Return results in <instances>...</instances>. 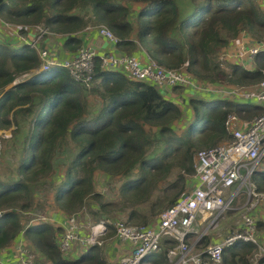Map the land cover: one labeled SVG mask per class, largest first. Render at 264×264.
Segmentation results:
<instances>
[{"label": "trees", "instance_id": "1", "mask_svg": "<svg viewBox=\"0 0 264 264\" xmlns=\"http://www.w3.org/2000/svg\"><path fill=\"white\" fill-rule=\"evenodd\" d=\"M134 1L140 2L135 9L131 6ZM193 2L194 9L182 19L177 0H0V16L18 26L22 34L29 26L42 23L64 34V45L70 50L81 46L79 34L90 23H103L118 36L120 49L134 52L141 43L152 58L166 66L177 67L189 60V70L205 80L219 82L223 76L238 84L261 80L264 51L256 57L257 68L253 70L233 64L227 72L217 59L219 50L242 29L254 37H264L260 4L254 0ZM41 60L27 43L0 42V127L10 128L15 123L17 109L33 116L18 166L19 177L0 179V210H4L0 249L23 231L50 264H107V259L97 244L79 257L67 258L58 243L61 227L40 219L24 222L20 210L32 207L36 192L31 180L51 177L66 167L58 180L55 200L68 216L83 207L89 196L98 194L95 177L99 170L107 176L126 178L121 196L135 203L148 200L153 183L179 167L183 172L170 184L178 190L168 199L167 208L177 201L189 176L195 173L196 149L231 138L225 123L228 114L234 111L250 119L264 110L258 104L224 97L193 96L189 99L193 117L180 134L175 126L183 109L175 97L168 98L155 84L130 79L118 69H103L97 60V86L89 89L62 65L32 72ZM182 89L175 86L172 93ZM87 91L103 101L91 117L87 115ZM159 142L164 143L162 151L149 155L148 147ZM253 180L257 191L263 192L264 168L256 170ZM159 208L153 214L163 207ZM138 214L132 209L129 221ZM147 222L149 219L144 220ZM258 223L264 226V221ZM208 241L209 236L204 239ZM256 248L254 242L239 240L226 247L223 264H252L250 255ZM151 255L155 262L165 259V252ZM157 255L160 258H155ZM259 261L264 264V255Z\"/></svg>", "mask_w": 264, "mask_h": 264}, {"label": "built area", "instance_id": "2", "mask_svg": "<svg viewBox=\"0 0 264 264\" xmlns=\"http://www.w3.org/2000/svg\"><path fill=\"white\" fill-rule=\"evenodd\" d=\"M254 1L264 10V0ZM11 25L17 29L21 43H27L35 48L42 59L41 65L32 72L53 65H62L69 69L76 80L91 87L95 83V69L99 60L101 68L118 69L130 79L153 83L170 98L174 95L172 88L179 86L189 89L192 93L200 91L202 96L207 92V95L216 98L249 102L264 108V66L261 67L263 74L261 80L251 85L223 84L205 80L189 70V60L180 66L169 67L152 58L146 48V57L120 49L117 46L118 36L105 25L99 26V31L109 40L110 49L100 53L93 45L85 44L70 56L60 58L52 54L50 47H39L40 40L50 33L49 27L42 24L29 26L27 33L34 31V37L29 38L27 33L19 32L18 26L13 23ZM263 51L264 37H254L246 29H242L219 50L218 59L221 65L231 64L232 67L233 64H239L253 70L257 68L256 57ZM225 123L231 138L196 152L195 181L191 189L160 212L153 223L103 221L94 225L89 235H82L75 216H66L64 230L58 239L61 249L69 250L75 239L95 242V236L104 235L111 225L116 228L118 237L130 244V250L109 264H143L150 254L160 250L165 241L171 243L167 252L171 264H221L226 247L239 240L261 245L263 232L259 230L257 216L251 212L244 214L237 229L207 243L204 242L208 236V228L231 209L232 203L241 191L249 190V199L253 194L254 198L258 196L257 201H264V192L256 190V183L253 180L254 173L261 168L264 159V110L250 119L232 111ZM3 213L4 210H0V217ZM20 236L23 239V231ZM98 242L100 241L97 238L96 243ZM5 248L7 246L0 249V254ZM19 248L17 264H40L35 254L30 253L23 244H20ZM261 249L264 254V243ZM0 261L3 264H10L1 257Z\"/></svg>", "mask_w": 264, "mask_h": 264}, {"label": "rangeland", "instance_id": "3", "mask_svg": "<svg viewBox=\"0 0 264 264\" xmlns=\"http://www.w3.org/2000/svg\"><path fill=\"white\" fill-rule=\"evenodd\" d=\"M177 1L180 6L181 19L194 9L195 4L193 0H177ZM139 5L140 2L138 1L136 2L134 1L131 4V6L134 9L137 8L136 6ZM89 25H94L99 27L105 24L90 23ZM49 31L51 32L53 30L49 28ZM221 67L227 72L231 71V64H222ZM219 83L234 84L229 81V76L226 77L223 76V78L219 81ZM247 85H251V84H247ZM93 86H97V83H94ZM88 88L91 89L92 86ZM187 90L188 89H184L183 92L185 93L184 98H186V102L185 101L184 102L188 107L181 104V108L183 109V116L180 120H177L175 126L176 131L180 134H182L185 131L186 127L188 126V124L190 123L193 117V107L191 104H189L190 103L189 99L193 96L203 97L208 99L216 98L212 95L211 96L207 95L208 94L207 92H205L206 95L202 96L201 94L202 92L200 93V91H198L199 93L195 92L193 93V95H190L189 92H187ZM177 92H178L177 94H180V92L182 91L177 90ZM87 93H88L87 115L91 117L94 114H96V112L99 111V109L103 104V101L98 94H94L88 91ZM15 117H16L15 118L16 121L10 128L0 127V179L1 180H11L13 178L16 179L19 177L18 166L22 158V154L24 152L23 150L24 140L27 134L30 132L31 125L33 122L32 120L33 116L26 114L21 109H17ZM163 147H164L163 142L155 143L151 147H148V154L149 155L158 154L162 151ZM206 147L207 146L198 147L195 151V154L199 149ZM260 166L261 168H264V159L262 160ZM65 170L66 167H63L60 170H58L56 174L51 175V177L30 181L31 187L36 192H34V202L32 207L28 211L20 210L22 217H24L25 223L35 222L36 219L50 221L51 219L50 217L52 215V212H50V210L52 208L54 209L59 206L57 204V201L55 200V192H56V187L58 185V180L64 176ZM182 172L183 171L179 167H174L169 172L167 177L159 178L153 183L151 197L148 200L144 202L132 203L131 201L125 200L120 193L121 184L126 178L119 176H107L105 172L99 170L95 177V190L98 194L96 196H89L86 199L83 207H81L79 210L71 212L70 214H68V216L71 215L75 216L76 223L78 224V226H80L79 231H81L82 235H89L91 233L92 227L103 221H112L114 223L119 220H124L132 224H151L158 218L159 213L166 208V204L168 203V199L170 198V196L176 194V190H178V188L176 187L170 188V184L176 181L178 179V176ZM184 174L186 176V173ZM194 176L195 173L189 176L190 181L191 178L192 181L191 182L189 181L187 183L181 195L187 190L191 189L195 181ZM247 191L245 192L241 191L237 196V198L235 199V201L232 203L231 209L226 211L218 219V221H216L215 224H213L211 227L208 228L207 234L209 236V240L217 239L221 236L228 234L230 231L237 229L242 222V218L244 214L248 212L255 214L258 218V221L259 220L264 221V201H257L258 196L254 198L253 194L251 195L252 198L249 199V190ZM162 204H165V207ZM159 207H163V208L157 214H153V212L158 211L160 209ZM134 208L138 210L139 214L135 218L136 221L135 220L129 221V213ZM145 219H149V222L144 223ZM54 225H56V223H54ZM199 228L202 229L201 226ZM259 230L264 234V226H259ZM61 234L62 233H58V239ZM98 236H95L96 238L94 237V235L92 236L95 238L96 240L95 242L92 241L83 242L82 240L75 239L72 241L69 250L66 251L62 249L61 250L63 251L64 255H69L71 250L73 249V244L75 242H77L76 247H78L79 244L81 246V249L97 244L99 245V249L102 252L103 256H106L107 254L106 246L109 242L116 243V245H118L119 247H123L127 251L130 250V244L118 237L116 233V228L113 226H110V228L104 235H100L99 237ZM97 238L100 241L98 243H96ZM263 243H264V235L263 238L261 239V245L257 244L256 250L250 255V260L252 264H261L259 260L264 255L261 249ZM20 244H23V246L26 247L30 253L35 254L40 264H50L48 258L43 253H41L38 248L34 246L31 240L29 239L27 240L25 236H23V239H20L18 242H15V249L18 252L20 251L19 248ZM170 245L171 243L169 241H165V243L163 242L160 250L157 251L158 253L165 252L164 261L161 262L156 261V263L153 262L148 263L146 261L145 263L144 262L143 263L171 264V261L169 260L167 255L168 248L170 247ZM74 253L76 254V252ZM77 253H80V251H77ZM82 253L83 252H81L80 255H82ZM155 258H160V256L157 255L155 256ZM117 259L118 258L110 262L116 261ZM110 262H108V264ZM221 264H223V262Z\"/></svg>", "mask_w": 264, "mask_h": 264}, {"label": "crops", "instance_id": "4", "mask_svg": "<svg viewBox=\"0 0 264 264\" xmlns=\"http://www.w3.org/2000/svg\"><path fill=\"white\" fill-rule=\"evenodd\" d=\"M136 7H138V6H136ZM7 22L8 21H5L4 19H2V17L0 18V42H8L10 44L21 43V40H19V37H18L19 33L17 32V29L15 27H13L11 25V23H7ZM27 34H28L29 38L34 37V31H30ZM79 35L81 36V38L83 40L81 46L85 45V44L93 45L94 47H96L98 49V51L100 53H104L106 50L111 48V44H110L109 40L106 38V36H104L103 34L100 33L99 27H97V26L89 25ZM64 41H65V35L64 34L51 31L42 40H40L39 47H41V48L50 47L52 54L59 56L60 58H66V57L70 56L71 54H73L78 48L76 50H70V49L65 47ZM134 52L137 55H140L141 57L147 56L145 46L141 43L139 45V48L134 50ZM183 90H184V88L182 90H180V91H182V92H180V94H177L178 92L175 91L173 94H175L176 96L173 95V97H175L174 99L180 101V105L183 104L184 106H187L185 104L186 98H184L185 93L183 92ZM187 92H189L190 95H193V93L189 89L187 90ZM50 212H52V215L50 217L51 218L50 221L53 224L56 223V226L61 227V230L63 231L64 230L63 224H64L65 218L67 216L66 213L62 209H60L59 207L54 208V209L52 208L50 210ZM80 233H81V231H80ZM20 239H22V237L19 235V237H17L10 245L7 246V248H5L3 250V252H1L0 257L5 262H8L10 264H17L18 259H19V252L15 249V242H18ZM76 243L77 242H75L73 244V249L71 250L70 254L65 255V257L72 258V259L79 257L80 253L84 252L89 247L88 246L87 248L81 249V246L79 244H78V247H76ZM76 248H79V249H76ZM77 251H80V253H77ZM106 251H107V254L105 257L107 259V264H108V262H110L116 258L119 259L121 256H123L127 252H129V251L125 250L123 247H119L118 245H116V243H113V242H109L107 244ZM74 252H76V254ZM153 257H154L153 255L147 257L145 259L144 263L146 261L148 263H151V262L156 263L155 260H153Z\"/></svg>", "mask_w": 264, "mask_h": 264}]
</instances>
